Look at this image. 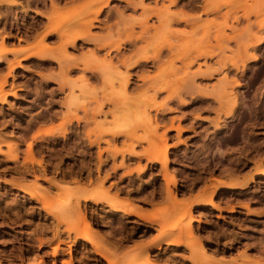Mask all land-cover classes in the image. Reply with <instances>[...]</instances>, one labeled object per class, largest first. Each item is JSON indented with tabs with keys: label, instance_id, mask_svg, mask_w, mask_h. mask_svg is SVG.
<instances>
[{
	"label": "rangeland",
	"instance_id": "1",
	"mask_svg": "<svg viewBox=\"0 0 264 264\" xmlns=\"http://www.w3.org/2000/svg\"><path fill=\"white\" fill-rule=\"evenodd\" d=\"M10 1L0 0V53L9 51L0 62V250L13 258L0 254V264L35 254V264L126 263L140 253L153 264H264V178L255 177L264 170V0H107L91 41L63 52L49 35V56L20 60L8 75L12 50L38 46L47 26L72 34L106 0ZM164 143V165L143 155ZM83 217L98 248L78 239ZM179 224L195 244L187 234L167 244ZM34 240L48 246L34 251Z\"/></svg>",
	"mask_w": 264,
	"mask_h": 264
},
{
	"label": "bare ground",
	"instance_id": "2",
	"mask_svg": "<svg viewBox=\"0 0 264 264\" xmlns=\"http://www.w3.org/2000/svg\"><path fill=\"white\" fill-rule=\"evenodd\" d=\"M2 2V1H1ZM0 2V3H1ZM4 2V1H3ZM2 2V3H3ZM50 2H51V5H53L54 4V0H50ZM10 4H14V2L11 0L10 2H9ZM8 4V3H7ZM67 4V3H66ZM28 5H30V4H28ZM56 5V4H55ZM107 5V0L100 6V8L96 11V13H92V12H89V15H90V13H92L93 14V16L92 15H90V16H85L84 18H83V21H81L80 23H81V26H79V28L77 29V30H75L72 34H70V35H68V36H66V35H63L64 33H60L61 31H62V29H60V31L58 30V28H55V27H46L45 28V31L46 32H44V35L41 37V41H40V43H38V46H37V44H36V46H33V47H28V48H26V49H19V50H12V52H16V54L18 55L17 56V58L15 57V61L14 62H12V63H10L9 64V72H8V75L11 73V71L13 70V66H19V64H20V60H28V59H30V58H32V57H36V58H43V59H45L47 56H49V54H50V51L48 50V49H46V47L45 46H43V44H42V39L43 38H45V37H47V36H51L52 34H55V35H57L58 36V39H60V47L62 48V50H63V52H64V50L69 46V45H73V44H75V41L78 39V38H82L83 40H85V42L86 41H91L93 38H92V35L90 34V28L93 26V22L94 21H96V18H97V16L101 13V10H102V8L104 7V6H106ZM13 6V5H12ZM27 6V5H26ZM8 7V6H7ZM10 7V6H9ZM10 9V8H9ZM105 9V8H104ZM93 11V10H92ZM43 12V11H42ZM9 13V12H8ZM10 14V13H9ZM234 15V14H233ZM3 16V15H2ZM40 17V16H39ZM238 17V16H237ZM0 18H1V15H0ZM5 21V20H4ZM10 21V20H9ZM42 21V20H41ZM40 22V21H39ZM23 23V22H22ZM31 24V23H30ZM9 25V24H8ZM240 25V24H239ZM31 26V25H30ZM50 26H53V25H50ZM29 27V26H28ZM37 27V26H36ZM40 27V26H39ZM254 27V26H253ZM32 29H34V28H32ZM37 29V28H36ZM262 32H263V30H262ZM26 34V33H25ZM28 35V34H27ZM31 36V35H30ZM6 37V36H5ZM1 39H3V37L1 36ZM204 41V40H203ZM103 46H97L96 48H98L99 50L102 48ZM118 47V46H117ZM60 48V49H61ZM97 49V50H98ZM165 50V49H164ZM174 50V49H173ZM7 52H9V51H5V50H3V53L1 54L0 53V62H2V61H4V57L3 56H5L6 54L5 53H7ZM118 53V52H117ZM186 53V52H185ZM5 54V55H4ZM65 54V53H64ZM209 54V53H208ZM161 55H162V53H161ZM257 55V54H256ZM19 57H21V59H19L18 60V58ZM116 57V56H115ZM209 57V56H208ZM255 57V56H254ZM254 57H252V58H250V59H253ZM118 58V57H117ZM156 58H157V55H154V57L152 58L153 60H156ZM263 59V58H262ZM144 60V62L145 61H147L148 60V58H145V59H143ZM249 60V59H248ZM142 61V60H141ZM159 61V60H158ZM245 61V60H244ZM59 63H61V62H59ZM116 63H119V64H123V60H121V59H118V60H116ZM238 63V62H237ZM63 64V66H64V63H62ZM62 64H60V65H62ZM138 64V61H136L134 64H133V66H135V65H137ZM140 65H141V63H139ZM73 65V68H74V71L77 69L76 67V63H74V64H72ZM116 66H117V64H116ZM227 66V65H226ZM110 69H112V70H114V66H113V64H112V61H110V63H109V66H108ZM118 67V66H117ZM88 68H90L89 66H88ZM137 68V67H136ZM135 69V68H134ZM218 69V68H217ZM232 69V68H231ZM248 69V68H247ZM89 70V69H88ZM230 72V71H229ZM258 72V71H257ZM260 73V72H259ZM233 74V73H232ZM261 75V74H260ZM209 76V75H208ZM207 76V77H208ZM211 76H212V74H211ZM257 76V75H256ZM255 76V77H256ZM210 77V76H209ZM236 79V78H235ZM117 80L119 81V83L121 84V85H123V86H126L127 85V77H122V76H120V77H118L117 78ZM6 83V79H4L3 80V82H2V84L0 85V92H1V95H0V99H2V100H5V93L3 92L2 93V86L4 85ZM145 84V83H144ZM160 84V83H159ZM255 84V83H254ZM264 84V83H263ZM163 84L161 83V85H159V86H162ZM155 87V86H154ZM217 87V86H216ZM159 89V88H158ZM160 91V90H159ZM220 91V90H219ZM158 93V92H157ZM233 97V96H232ZM242 97V96H241ZM209 100V98H206V100ZM245 99V98H244ZM244 99H242V100H244ZM264 99V98H263ZM206 100H204V102H207ZM247 100V99H246ZM239 101V98L235 95L234 97H233V102H232V104H231V106L229 107V109H228V111L227 112H224L225 113V115H228L227 116V118H231V117H233V113H234V106L235 105H238V102ZM238 102V103H237ZM208 103V102H207ZM241 104V103H240ZM252 104V103H251ZM205 105V104H204ZM204 105H202V106H204ZM207 105H210V104H206L204 107L206 108L207 107ZM214 106V105H213ZM212 106V107H213ZM244 106H246V105H244ZM200 107V106H199ZM198 107V108H199ZM204 108V109H205ZM251 108H252V106H251ZM248 109V108H247ZM240 110H243V109H240ZM250 111V110H249ZM252 111V110H251ZM256 111V110H255ZM247 112V111H246ZM248 114H250V113H248ZM255 114V113H254ZM238 116V115H237ZM248 116V115H247ZM257 117V116H256ZM253 118H255V117H253ZM158 119V118H157ZM167 119V118H166ZM232 119V118H231ZM242 120V119H241ZM77 121H78V119H77ZM252 121V120H251ZM254 121V120H253ZM211 122V121H210ZM246 122V121H245ZM253 123V122H252ZM259 123V122H258ZM233 125V124H232ZM244 126V125H243ZM247 126V125H246ZM250 127V126H249ZM256 127V126H255ZM241 129V128H240ZM250 129V128H249ZM169 131V130H168ZM243 131V130H242ZM241 131V132H242ZM76 132V131H75ZM240 132V133H241ZM164 133H165V131L162 133V135H161V137L162 138H164V136H166V135H164ZM250 133V132H249ZM247 135V134H246ZM238 137V136H237ZM89 138V137H88ZM87 138V139H88ZM237 139V138H236ZM90 140V139H89ZM243 141V140H242ZM90 142V141H89ZM255 142V141H254ZM90 144H92L91 142H90ZM251 144V143H250ZM0 145H1V143H0ZM249 145V144H248ZM261 145V144H260ZM250 146V145H249ZM253 146V145H252ZM255 146H256V144H255ZM73 147V146H72ZM251 147V146H250ZM129 149V148H128ZM167 146H166V144L164 143L163 145H155V146H153V147H148L147 149H145L144 150V153H143V155H145L146 156V158H147V160L148 161H150V162H152V161H155V160H160V162H161V164L162 165H164L165 163H166V161H167ZM241 150V149H240ZM257 150H258V148H257ZM260 150V149H259ZM29 151H30V148H29ZM66 151V150H65ZM69 151V150H68ZM241 152V151H240ZM256 152H259V151H256ZM256 155H257V153H256ZM254 156V155H253ZM11 160H13L14 161V163L15 162H17V160H18V158H17V154H15V155H12L11 157ZM256 158V157H255ZM261 158V157H260ZM9 159V158H8ZM252 160H254V159H252ZM237 162H239V161H237ZM82 163V162H81ZM17 164V163H16ZM23 164V163H22ZM234 164V163H233ZM167 165V164H166ZM228 166V165H227ZM26 167V166H25ZM146 168V167H145ZM166 169V168H165ZM22 170V169H21ZM28 170V169H27ZM240 170V169H239ZM20 171V170H19ZM18 171V173L20 174V172ZM23 171V170H22ZM230 171V170H229ZM235 171V170H234ZM26 172V171H25ZM165 172V171H164ZM223 172V171H222ZM231 173V172H230ZM28 174V173H27ZM26 174V175H27ZM22 174H20L19 176L20 177H22L21 176ZM23 175H24V173H23ZM167 176V175H166ZM24 177V176H23ZM255 177L256 178H264V170H262V171H258V170H256V173H255ZM166 178V177H165ZM255 179H254V177H251L250 178V181H254ZM191 181V180H190ZM199 182V181H198ZM167 183H168V181H167ZM246 183V181L245 182H243V184H231L230 186V188H233V187H235V186H237V185H244ZM131 185V184H130ZM200 185V184H199ZM249 186V185H248ZM128 189V188H127ZM235 190V189H234ZM149 191V190H148ZM137 192V191H136ZM145 194V193H144ZM148 194V193H147ZM169 194H170V196H171V193L169 192ZM148 195H150V194H148ZM262 195V194H261ZM211 196V195H210ZM214 196V195H213ZM71 197H74V193L72 192L71 193ZM143 197V196H142ZM144 197H146V196H144ZM168 196H166V198H167ZM171 197H173V196H171ZM94 198V197H93ZM100 198V197H99ZM138 198V197H137ZM147 198V197H146ZM209 198H211V197H209ZM85 200H86V198H84ZM111 199V198H110ZM145 199V198H144ZM243 199V198H242ZM29 200H34V201H36V202H41V200H43L41 197H38V196H32L31 197V199H29ZM45 200V199H44ZM43 200V201H44ZM90 200V199H89ZM93 200H96L97 201V199H93ZM100 200V199H99ZM146 200V199H145ZM199 200H203V197L201 196V198L199 199ZM99 202V201H98ZM42 203V208H43V210H45L46 209V204L45 203H43V202H41ZM97 203V202H96ZM102 203V202H101ZM98 204V203H97ZM202 205V204H201ZM196 206V205H195ZM203 206V205H202ZM232 207L233 206H231V208H229L230 210L229 211H231V209H232ZM60 208V207H59ZM192 208V207H191ZM202 208V207H201ZM214 209V208H213ZM53 211V210H52ZM58 211V210H57ZM79 211V201L77 200L76 201V203H74L73 205H69V207H68V210H67V212H68V215L70 216H73L76 212H78ZM228 211V210H227ZM47 213V215L49 216V217H52L57 223H56V227H58L59 226V224L61 223V221H60V219H59V217L57 216V215H55V213H51L50 211H47L46 212ZM85 216V215H84ZM130 216V215H129ZM184 216H187L186 215V213L184 212ZM186 218V217H185ZM184 218V219H185ZM68 219V218H67ZM86 221H88L85 217H83V222H84V224H85V228L83 229V232L78 236V239H82V240H84V241H87V242H89L92 246H94V247H97L98 248V244H96L90 237H89V230H90V225L86 222ZM197 221L196 220H194V219H192V220H190L189 221V225L191 226V224H193V223H196ZM102 223V222H101ZM104 223V222H103ZM102 225V224H101ZM185 225H182V224H179V226H178V232H177V235L174 237V239L171 241V242H167V244L168 245H179V244H182V238H183V236L185 235V234H187V235H190V237H191V239H192V242H190V243H194L195 244V242H196V239L194 238V236H193V231L192 230H187V232L189 231V234L188 233H185L186 231H185V227H184ZM120 229V228H119ZM77 231V227H76V225H72V226H70V228H68V230H67V232H68V235H70V233H75ZM106 231V230H105ZM93 232V231H92ZM107 234H108V231L106 232ZM165 234V236H167V234L165 233V231L164 232H162V235H164ZM92 235V234H91ZM109 235H111V233H109ZM196 236H197V234H195ZM114 236V235H113ZM161 236V235H160ZM160 238V237H159ZM158 238V241L160 240ZM163 238V237H162ZM161 238V239H162ZM164 239V238H163ZM157 241V242H158ZM163 241V240H162ZM189 242H188V244H189ZM34 243H37V246H36V248L34 249V251L36 250V251H40V250H42L43 248L45 249L48 245H47V243L46 242H43L42 240H34ZM118 243V242H117ZM156 245H158V244H156ZM187 245V244H186ZM57 248H58V246H54V247H52V250H53V253L55 254V253H57V251H59V250H57ZM27 251V253H29L30 251H31V249H27L26 250ZM45 251V250H44ZM43 251V254L45 255L47 252H44ZM23 253V250L22 249H19L18 250V255H21ZM33 253V252H32ZM0 254H1V256L3 257V259H8V261L10 262V260L9 259H11V258H13L12 257V255H11V253L9 252V251H6V249L4 248V249H2V250H0ZM30 254V253H29ZM59 254V253H58ZM117 254H119V253H117ZM116 254V255H117ZM32 255V254H31ZM47 255V254H46ZM121 255V254H120ZM143 255V253H140L138 256H133V258L132 257H130V258H132V259H129L128 261H126V263L124 262V263H122V262H118V261H113V259L112 260H108L107 261V263L108 264H153V262L149 259V257L147 256V253H145V256L143 255V257L141 258V256ZM34 256V255H33ZM35 256H36V254H35ZM34 256V257H35ZM114 256V255H113ZM34 257L32 258V259H30L29 258V262L28 263H30V264H35V262H37V261H35L34 260ZM36 258V257H35ZM141 258V259H140ZM170 258H168V260H169ZM36 260H38V259H36ZM125 260H127V259H125ZM5 261V260H4ZM35 261V262H34ZM139 261H141V262H139ZM1 262V261H0ZM8 262V263H9ZM12 262V261H11ZM10 262V263H11ZM38 262H39V260H38ZM174 262V261H173ZM12 264H14V263H12Z\"/></svg>",
	"mask_w": 264,
	"mask_h": 264
}]
</instances>
